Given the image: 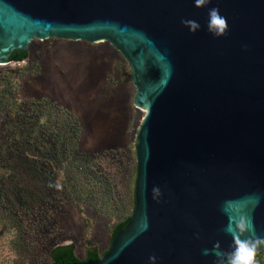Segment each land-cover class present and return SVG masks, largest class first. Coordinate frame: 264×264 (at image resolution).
Masks as SVG:
<instances>
[{"label": "water", "instance_id": "obj_1", "mask_svg": "<svg viewBox=\"0 0 264 264\" xmlns=\"http://www.w3.org/2000/svg\"><path fill=\"white\" fill-rule=\"evenodd\" d=\"M210 8L225 36L208 32ZM54 37L110 41L146 109L132 219L102 258L73 264H214L241 216L264 237V0H0V64Z\"/></svg>", "mask_w": 264, "mask_h": 264}, {"label": "rangeland", "instance_id": "obj_2", "mask_svg": "<svg viewBox=\"0 0 264 264\" xmlns=\"http://www.w3.org/2000/svg\"><path fill=\"white\" fill-rule=\"evenodd\" d=\"M29 53L0 64V264H40L69 241L85 260L87 238L104 253L133 212L146 110L110 41L36 38Z\"/></svg>", "mask_w": 264, "mask_h": 264}, {"label": "clouds", "instance_id": "obj_3", "mask_svg": "<svg viewBox=\"0 0 264 264\" xmlns=\"http://www.w3.org/2000/svg\"><path fill=\"white\" fill-rule=\"evenodd\" d=\"M211 0H194L197 8L207 6ZM182 24L189 29L191 33H196L201 25L195 20H182ZM227 18L220 14L218 8H210L208 11L207 30L215 37L225 36L228 32ZM158 195L159 189H153ZM225 231L233 237V248L229 252L220 250L219 242L213 245L211 254L216 257L214 264H258L257 254L261 247H264V237L255 236L254 226L246 218L241 216L233 226L230 224ZM252 232L247 238L242 239L244 233ZM204 255H209L210 250L205 249ZM156 257H149V264H155Z\"/></svg>", "mask_w": 264, "mask_h": 264}, {"label": "trees", "instance_id": "obj_4", "mask_svg": "<svg viewBox=\"0 0 264 264\" xmlns=\"http://www.w3.org/2000/svg\"><path fill=\"white\" fill-rule=\"evenodd\" d=\"M29 55H30L29 50L28 51L16 50L11 55V61L21 62L29 58ZM6 96L7 95L5 92L0 93V98L5 99ZM1 101L5 102L4 100H1ZM16 108L17 106H14L15 110ZM133 193H134V208H133V212H134L135 203H136L135 188H134ZM133 212L127 215L123 220H120L115 223L114 228L111 233V242L113 238L116 236L117 232L120 229L124 228L128 224V222L132 219ZM86 222L87 224H89V220L87 218H86ZM86 242H87V251H86L87 257L85 260L102 258L108 252L107 250L101 254L99 252L98 247L94 244V242L90 238H87ZM50 256H51V260L43 261L40 264H73L81 260L76 254V245L74 243L59 244V245L54 246L50 250ZM257 261H258V264H264V248L258 251Z\"/></svg>", "mask_w": 264, "mask_h": 264}, {"label": "bare ground", "instance_id": "obj_5", "mask_svg": "<svg viewBox=\"0 0 264 264\" xmlns=\"http://www.w3.org/2000/svg\"><path fill=\"white\" fill-rule=\"evenodd\" d=\"M145 109V108H144ZM146 110V109H145Z\"/></svg>", "mask_w": 264, "mask_h": 264}]
</instances>
